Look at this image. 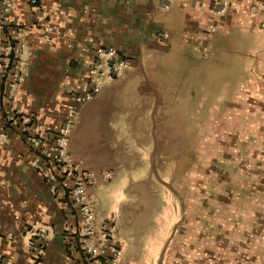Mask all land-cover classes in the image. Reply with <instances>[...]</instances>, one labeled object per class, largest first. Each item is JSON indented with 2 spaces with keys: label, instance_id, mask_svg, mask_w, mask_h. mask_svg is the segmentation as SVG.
<instances>
[{
  "label": "crops",
  "instance_id": "1",
  "mask_svg": "<svg viewBox=\"0 0 264 264\" xmlns=\"http://www.w3.org/2000/svg\"><path fill=\"white\" fill-rule=\"evenodd\" d=\"M12 1L11 21L31 25L41 9L51 33L25 34L23 81L14 98L0 100V257L84 264L65 237L75 207L36 169L42 154L27 135L36 124L55 130L63 122L98 51L113 46L129 66L121 77L102 76L76 107L67 151L81 168L111 173L87 192L95 227L115 215L117 264H264L259 0H231L238 7L223 15L217 0ZM6 31L0 26V41ZM214 134L223 135L217 144L229 146L228 156L199 157ZM37 228L49 238L41 259L30 248Z\"/></svg>",
  "mask_w": 264,
  "mask_h": 264
},
{
  "label": "built area",
  "instance_id": "2",
  "mask_svg": "<svg viewBox=\"0 0 264 264\" xmlns=\"http://www.w3.org/2000/svg\"><path fill=\"white\" fill-rule=\"evenodd\" d=\"M238 2L217 0L215 13L223 15L231 5L238 7ZM29 3L37 6V0H29ZM13 7L12 0H0V26L7 28L4 38L0 41V100L5 95L14 98L16 86L23 81L27 63L24 56L27 50L25 34L41 29L42 37L47 39L51 33V25L45 11L39 9L34 14L33 23L25 26L19 20L9 19L8 13ZM259 7L264 8V0H259ZM209 27L213 30L212 25ZM162 36L166 37L167 33L163 32ZM128 66L126 57L119 54L113 46L101 48L89 68L87 81L71 93V101L67 105L63 122L55 130L36 124L30 135H27L28 141L42 154V163H34L36 169L49 183L52 192L63 190L75 207L76 223L67 228L65 237L73 241L74 248L82 254L84 264H117L122 243L115 232L114 214L106 217L99 228L94 226L92 206L87 192L100 176L108 179L111 173L110 171L97 172L84 169L73 162L67 151L68 135L76 107L88 101L97 92L101 77H121ZM7 118L9 122L14 123L16 116L9 113ZM31 120V115L22 116L24 124L31 123ZM25 129L26 127L23 128ZM47 132L52 134L49 141L42 145L43 135ZM33 236L30 248L34 255L41 259L46 254L49 242L47 232L43 228H37ZM0 258V264H10L8 259Z\"/></svg>",
  "mask_w": 264,
  "mask_h": 264
},
{
  "label": "rangeland",
  "instance_id": "3",
  "mask_svg": "<svg viewBox=\"0 0 264 264\" xmlns=\"http://www.w3.org/2000/svg\"><path fill=\"white\" fill-rule=\"evenodd\" d=\"M213 136V140L211 141L210 139V142H213V146H212V148H207V149H205V148H203L202 150H203V154L201 153V150L199 151V157H201V156H205V155H207V156H209V157H215V158H219V157H227L228 155L227 154H225V152H226V150H228V149H226V148H228L227 146H226V144H217V143H221V142H224V141H226L224 138H223V135H221V134H214V135H210L209 136V138L210 137H212ZM235 136V135H234ZM231 137V136H230ZM229 137V138H230ZM214 147V148H213ZM226 149V150H225ZM210 152V153H209ZM207 153V154H206ZM230 157H234V156H230Z\"/></svg>",
  "mask_w": 264,
  "mask_h": 264
}]
</instances>
